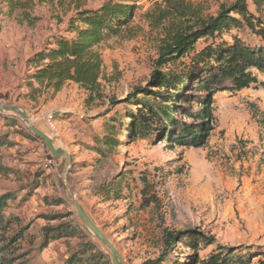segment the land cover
I'll use <instances>...</instances> for the list:
<instances>
[{
  "label": "rangeland",
  "instance_id": "1",
  "mask_svg": "<svg viewBox=\"0 0 264 264\" xmlns=\"http://www.w3.org/2000/svg\"><path fill=\"white\" fill-rule=\"evenodd\" d=\"M234 1L0 0L1 99L22 106L55 147L72 156L70 167L67 157H53L19 114L0 112V135L13 143L0 149V163L12 171L0 173V196L12 197L5 213L19 223L10 233L22 234L8 254L15 264H72L74 255L83 264H112L110 250L83 221L76 203L126 264L160 257L166 233L184 229L229 247H261L252 264H264L263 88L217 93L211 106L214 128L204 146H174L154 136L125 139L103 154L96 150L105 123L138 108L120 101L137 89H157L153 74L161 48L178 31ZM97 12L105 19L92 17ZM56 35L81 42L78 64L85 72L63 81L55 94L41 89L33 97L24 84L28 59ZM204 45L201 40L197 50ZM50 114L57 131L47 121ZM109 186H120L119 199L105 194ZM47 228L57 234L48 243ZM178 247L177 254L185 253L180 258L191 264L196 253L185 244ZM215 248L198 254L205 257ZM252 249L248 252L255 254Z\"/></svg>",
  "mask_w": 264,
  "mask_h": 264
},
{
  "label": "trees",
  "instance_id": "2",
  "mask_svg": "<svg viewBox=\"0 0 264 264\" xmlns=\"http://www.w3.org/2000/svg\"><path fill=\"white\" fill-rule=\"evenodd\" d=\"M103 15L104 12H97L92 17L104 20ZM115 16L118 17L117 12ZM105 26L115 27L112 23H105ZM242 32L253 39L243 37ZM201 40H205V45L197 50L196 45ZM80 44V41L56 35L28 59L31 70L24 84L33 97L41 89L52 90L55 94L63 81L78 78L85 72V65L78 64L83 49ZM260 75H264V0H236L230 5L223 4L216 16L178 31L161 48L153 74L157 89H137L121 100L120 103L134 104L138 108H128L124 115L111 117L105 123L104 134L97 140L101 147L96 146V150L103 154L104 148L113 151L125 139L133 141L137 137L154 136L167 139L174 146H204L214 128L211 108L214 96L252 86L264 89V79ZM139 94L144 96L138 97ZM117 102L112 100L113 104ZM12 144L7 134L0 135V149ZM10 172L0 163V173ZM118 187H105L104 192L115 193L119 199L122 193ZM11 199L9 195L0 196V264H15L8 254L14 252L22 237L20 232L10 233L19 223L18 217L5 213ZM49 230L46 229V243L49 238L57 237L55 233H48ZM179 244H185L196 253L195 259L188 257L191 264H252L255 252L261 250V247L221 245L215 237L202 231L184 229L167 232L166 251L142 264H188L185 263L187 257L180 258L185 254L182 249L177 254ZM214 244L216 248L212 252L202 258L199 256L200 249ZM250 249L255 250V254L249 253ZM81 258L74 255L70 262L83 264Z\"/></svg>",
  "mask_w": 264,
  "mask_h": 264
},
{
  "label": "water",
  "instance_id": "3",
  "mask_svg": "<svg viewBox=\"0 0 264 264\" xmlns=\"http://www.w3.org/2000/svg\"><path fill=\"white\" fill-rule=\"evenodd\" d=\"M0 112H14L19 114V116L27 124L28 129L45 142L47 148L49 149L53 157L60 158L62 156H65L68 159L70 167L72 166V156L67 153L63 148L55 147L54 140L50 136H48L44 131L40 130L36 125L33 124L26 110L22 106L14 104L7 105L0 98ZM76 208L79 215L89 227V229L100 239V241L107 247V249L110 250L112 264H126L116 245L104 234V232L99 228V226L91 218L88 212L84 209V207L80 203H76Z\"/></svg>",
  "mask_w": 264,
  "mask_h": 264
},
{
  "label": "built area",
  "instance_id": "4",
  "mask_svg": "<svg viewBox=\"0 0 264 264\" xmlns=\"http://www.w3.org/2000/svg\"><path fill=\"white\" fill-rule=\"evenodd\" d=\"M54 120H55V119H54L53 115H51V114L48 115V117H47V121H48L50 127L52 128L53 131H57V129H56V127H55ZM49 163L52 164V160H50Z\"/></svg>",
  "mask_w": 264,
  "mask_h": 264
},
{
  "label": "bare ground",
  "instance_id": "5",
  "mask_svg": "<svg viewBox=\"0 0 264 264\" xmlns=\"http://www.w3.org/2000/svg\"><path fill=\"white\" fill-rule=\"evenodd\" d=\"M54 146H55V144H54Z\"/></svg>",
  "mask_w": 264,
  "mask_h": 264
}]
</instances>
